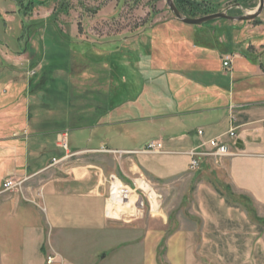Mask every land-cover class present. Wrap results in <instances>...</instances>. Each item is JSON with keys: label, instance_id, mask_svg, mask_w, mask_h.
Segmentation results:
<instances>
[{"label": "crops", "instance_id": "obj_1", "mask_svg": "<svg viewBox=\"0 0 264 264\" xmlns=\"http://www.w3.org/2000/svg\"><path fill=\"white\" fill-rule=\"evenodd\" d=\"M159 24L187 35L198 33L203 40L201 46L186 38L168 43L167 58L162 56L173 65L167 111L151 117L164 124L159 135L140 147L94 146L89 135L74 149L69 144L76 153L69 160L47 168L53 157L66 154L57 140L60 131L32 130L29 118L24 121L30 104L25 109L21 105L23 74L17 82L11 81L14 71L0 74V264H46L50 253L64 264H78L74 247L82 237L93 241L91 264L111 256L116 264H264V52L259 57L251 54L253 48L243 51L238 26L232 27L230 41L223 34L214 49L208 33L227 30L232 23L217 24L216 30L182 22ZM259 28L264 31V24L253 30ZM248 42L264 51V42ZM27 51L28 46L14 52L0 42L1 65L12 59L31 77ZM227 57L230 66H224ZM232 128L235 137L229 134ZM212 138L236 153L220 163L204 156L191 171L190 150ZM158 139L163 147L157 153L120 156L102 150H141ZM110 174L129 184L145 177L178 201H172V212L162 220L118 226L107 214ZM10 176L30 177L24 193L1 191ZM41 189L43 196L37 194Z\"/></svg>", "mask_w": 264, "mask_h": 264}, {"label": "rangeland", "instance_id": "obj_2", "mask_svg": "<svg viewBox=\"0 0 264 264\" xmlns=\"http://www.w3.org/2000/svg\"><path fill=\"white\" fill-rule=\"evenodd\" d=\"M240 1L243 7H233L228 12L251 13L259 4V0ZM37 2L39 4L33 7L32 13L24 14L19 11L17 0H0V42L10 45L14 52H23L28 46L26 54L32 58L34 71L29 77L12 59L1 65L3 58L0 56V74L14 71L17 75L11 81L16 82L20 80L18 74H23L25 91L21 105L25 109L30 104L29 116L25 109L24 121L28 123L29 118L32 130L66 131L71 149L89 135L93 136L94 146L111 148H136L135 144L140 147L159 135L164 123L158 119L152 121L151 117L166 113L167 91L172 88L168 74L173 65L162 58L164 51H167L168 43L186 39L201 46L198 43L203 38L198 33L187 35L159 24L181 22L166 0ZM228 4L225 0H211L208 6L212 12H217L228 10ZM49 12L51 14L45 17ZM261 18L260 22L264 24V12ZM230 22L241 26L238 40H241L243 51L250 52L253 48L251 54L260 57L264 52L262 46L248 47L251 40L264 42L263 29L253 30L260 23L217 19L213 26ZM155 24L159 26L152 28ZM208 35V42L217 49L223 32L219 29ZM164 57L167 58L166 54ZM216 63L220 65L218 61ZM45 119L46 123L38 124ZM100 123L107 125L91 132L93 126ZM157 189L161 194V208L154 215L147 209L143 216L133 217L130 221L127 217L122 219L126 215L120 219L111 217L113 221L118 226H125L168 216L178 196ZM92 242L90 237H82L74 247L78 251V264H91ZM75 254L74 250L73 257L76 258ZM100 264H116V261L111 256Z\"/></svg>", "mask_w": 264, "mask_h": 264}, {"label": "built area", "instance_id": "obj_3", "mask_svg": "<svg viewBox=\"0 0 264 264\" xmlns=\"http://www.w3.org/2000/svg\"><path fill=\"white\" fill-rule=\"evenodd\" d=\"M231 65V58L227 57L224 60V66ZM199 135L203 134V130L200 129L198 131ZM230 136L235 137L237 136L235 128H232L229 132ZM58 143L65 148L66 154L63 157H53L48 164V167L56 166L66 162L76 153H73L69 150V142H68V133L66 131H60L57 135ZM209 145L210 149H203L202 146ZM163 142L162 140H152L150 141L147 146L141 150H134V151H124V150H112L108 148H103V151L114 153L117 155H123L125 153H135V152H142V153H157L162 150ZM191 161L189 164V169L194 171L199 168L200 160L204 156H213L215 158L216 163H220L223 157L232 156L236 152L231 151L228 144L222 142L219 138H212L206 142H202V144L190 150ZM30 177H18V176H10L7 177L2 185V192H21L24 193L26 182L29 180ZM109 183V198L112 197L114 192L119 191L118 195L123 201L124 205L127 208H131L132 206L135 209L133 215H126L122 219L130 221L133 217L136 216H143L146 210L152 215H154L157 211L161 208L160 197L161 194L158 192L157 187L147 180L145 177H139L134 180V184L125 183L123 178L117 174H110L108 178ZM39 196H43V189H41L38 193ZM133 194L137 196L136 202L132 203L130 195ZM28 199V198H27ZM29 201H33L28 199ZM36 203V202H35ZM108 214V209H107ZM109 216V215H108ZM110 217V216H109ZM46 264H64L63 259L56 253H50L47 255Z\"/></svg>", "mask_w": 264, "mask_h": 264}, {"label": "water", "instance_id": "obj_4", "mask_svg": "<svg viewBox=\"0 0 264 264\" xmlns=\"http://www.w3.org/2000/svg\"><path fill=\"white\" fill-rule=\"evenodd\" d=\"M169 8L171 11L174 13V15L183 23L189 24V25H202L204 23H207L212 20L220 19V18H226L229 20H234V21H244V20H254L260 14L262 13L264 9V0H259V4L254 12L243 14V15H238V16H233L228 14L225 11L221 12H215L211 13L208 15L200 16V17H190L184 14L176 5L175 0H166ZM241 140H238L237 146L241 148Z\"/></svg>", "mask_w": 264, "mask_h": 264}, {"label": "trees", "instance_id": "obj_5", "mask_svg": "<svg viewBox=\"0 0 264 264\" xmlns=\"http://www.w3.org/2000/svg\"><path fill=\"white\" fill-rule=\"evenodd\" d=\"M176 2H177L179 9L184 14L190 17H198V16L212 13L211 9L203 7L200 3H197L191 0H176ZM17 3H18L19 11L23 12L24 14H27L29 12L32 13L33 7L39 4L37 0H28V3L26 4L23 3V0H17ZM221 20L226 21L224 19H221ZM214 21H217V19L204 23L202 26H205L211 30L212 29L216 30V26H213ZM254 22L257 24L261 23L260 20L258 19H256ZM232 27L233 25L226 27L227 30H224V28H219L220 31L223 32V34L227 35L229 41L232 39V29H233ZM230 45H232V43H230Z\"/></svg>", "mask_w": 264, "mask_h": 264}, {"label": "bare ground", "instance_id": "obj_6", "mask_svg": "<svg viewBox=\"0 0 264 264\" xmlns=\"http://www.w3.org/2000/svg\"><path fill=\"white\" fill-rule=\"evenodd\" d=\"M119 191L114 192V194L112 195V197H110V201H109V209H108V214L110 217L112 218H122L123 215H133V213L135 212L134 207L132 206L131 208H127L126 205H124L123 201L121 200V198L118 195ZM131 198V202L135 203L137 200V196L131 194L130 195ZM120 204H122V206H120Z\"/></svg>", "mask_w": 264, "mask_h": 264}, {"label": "flooded vegetation", "instance_id": "obj_7", "mask_svg": "<svg viewBox=\"0 0 264 264\" xmlns=\"http://www.w3.org/2000/svg\"><path fill=\"white\" fill-rule=\"evenodd\" d=\"M191 1H194V2H197V3H200L203 7H206V8H209V6H208V3H209V1H211V0H191ZM227 3H229L227 6H228V10H225V12H227L228 14H230V15H233V16H238V15H243V14H241V12H240V14H231L230 12H228L230 9H232L233 7H235L236 9H239V8H241V7H243V5L241 4L242 2L240 1V0H225ZM175 3H176V5H177V2H176V0H175ZM178 6V5H177ZM179 8V7H178ZM217 12H221V11H217ZM263 12H264V9H263V11H262V13L260 14V16H258V17H260V18H256V19H258V20H262V18H261V15L263 14ZM212 13H215V12H212ZM209 14H211V13H209ZM206 15H208V14H206ZM202 16H204V15H202ZM220 19H225V20H229V19H226V18H220ZM256 19H254V20H244V22L245 21H252L254 24H256L254 21L256 20ZM230 21H232V22H234V20H230ZM182 22V21H181ZM183 23V22H182ZM231 23V22H230ZM186 24V23H185ZM260 24H262V22L260 23ZM222 25V24H221ZM233 26H237L236 24H232ZM216 27L218 26V25H215ZM238 28L240 29L241 28V26H238Z\"/></svg>", "mask_w": 264, "mask_h": 264}]
</instances>
